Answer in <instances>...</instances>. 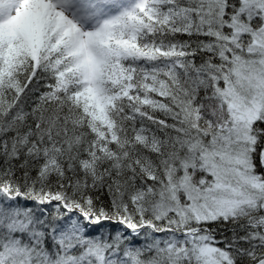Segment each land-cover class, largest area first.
<instances>
[{"label":"snow or ice","instance_id":"6c2138e0","mask_svg":"<svg viewBox=\"0 0 264 264\" xmlns=\"http://www.w3.org/2000/svg\"><path fill=\"white\" fill-rule=\"evenodd\" d=\"M0 264H264V0H0Z\"/></svg>","mask_w":264,"mask_h":264}]
</instances>
